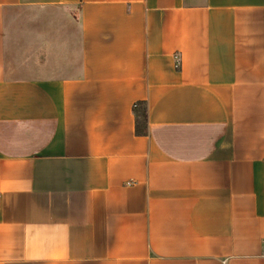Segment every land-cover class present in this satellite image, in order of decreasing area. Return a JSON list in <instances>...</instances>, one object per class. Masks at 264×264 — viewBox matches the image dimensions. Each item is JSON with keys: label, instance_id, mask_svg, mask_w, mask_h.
<instances>
[{"label": "crops", "instance_id": "0c3cea01", "mask_svg": "<svg viewBox=\"0 0 264 264\" xmlns=\"http://www.w3.org/2000/svg\"><path fill=\"white\" fill-rule=\"evenodd\" d=\"M0 264H264V0H0Z\"/></svg>", "mask_w": 264, "mask_h": 264}, {"label": "trees", "instance_id": "16d2710c", "mask_svg": "<svg viewBox=\"0 0 264 264\" xmlns=\"http://www.w3.org/2000/svg\"><path fill=\"white\" fill-rule=\"evenodd\" d=\"M137 114H138V119H140V117H141L142 119H144V120L147 119V115H148V113H147V109H146V108H143L139 113H138V111H137Z\"/></svg>", "mask_w": 264, "mask_h": 264}]
</instances>
